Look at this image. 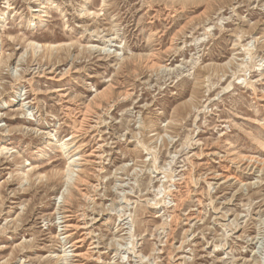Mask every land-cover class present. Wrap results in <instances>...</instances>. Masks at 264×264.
Here are the masks:
<instances>
[{
    "label": "rangeland",
    "instance_id": "rangeland-1",
    "mask_svg": "<svg viewBox=\"0 0 264 264\" xmlns=\"http://www.w3.org/2000/svg\"><path fill=\"white\" fill-rule=\"evenodd\" d=\"M0 264H264V0H0Z\"/></svg>",
    "mask_w": 264,
    "mask_h": 264
},
{
    "label": "bare ground",
    "instance_id": "bare-ground-1",
    "mask_svg": "<svg viewBox=\"0 0 264 264\" xmlns=\"http://www.w3.org/2000/svg\"><path fill=\"white\" fill-rule=\"evenodd\" d=\"M30 46H32L33 48H34V50H37V49H40L41 48V46L38 44V43H34V42H31V44H30ZM53 46H48V48L49 49H51ZM91 48H93V47H91ZM87 116V115H86ZM85 120V119H84ZM58 148L59 149H61L62 151H64V152H66L67 150H68V144L66 143V142H60L59 144H58ZM5 152V151H4ZM70 164H69V167H68V169H67V174H68V177H69V180H70V177L72 176V171H71V165H73L74 164V162H75V160H73V159H70ZM73 178H75V177H73ZM83 179V178H82ZM81 179V180H82ZM75 182V181H74ZM73 183V182H72ZM78 183V182H77ZM84 183V182H83ZM78 185V184H77ZM76 188L77 187H79V186H75ZM77 189H79V188H77ZM67 260V259H66ZM67 263V262H66Z\"/></svg>",
    "mask_w": 264,
    "mask_h": 264
}]
</instances>
